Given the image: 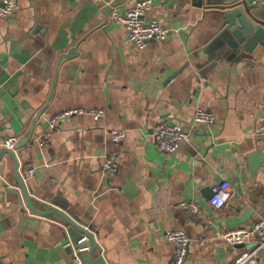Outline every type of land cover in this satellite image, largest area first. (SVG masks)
Segmentation results:
<instances>
[{
	"label": "crops",
	"instance_id": "1",
	"mask_svg": "<svg viewBox=\"0 0 264 264\" xmlns=\"http://www.w3.org/2000/svg\"><path fill=\"white\" fill-rule=\"evenodd\" d=\"M136 2L19 0L14 15L0 18V147L16 138L18 172L40 211L60 209L95 234L91 264H171L172 228L189 235L184 264H234L258 238L235 246L222 234L264 218V44L229 45L223 10L249 2L258 17L264 0H152L146 19L171 33L143 49L114 20ZM73 107L105 115L67 118L41 144L50 118ZM199 107L215 113L214 123L195 120ZM162 120L190 133L172 153L153 135ZM116 128L126 133L120 142L111 137ZM112 152L120 160L109 175L103 165ZM14 168L5 154L0 264H73L78 243L64 217L33 211ZM223 179L236 193L216 207L212 188ZM257 261L264 264V248Z\"/></svg>",
	"mask_w": 264,
	"mask_h": 264
},
{
	"label": "built area",
	"instance_id": "2",
	"mask_svg": "<svg viewBox=\"0 0 264 264\" xmlns=\"http://www.w3.org/2000/svg\"><path fill=\"white\" fill-rule=\"evenodd\" d=\"M101 1V0H93ZM152 0H137L135 5L127 9L123 14L114 16V20L123 25L127 31L130 41L135 43L139 48H145L151 40L163 41L171 33V29L163 24L159 19H146L147 11ZM19 0H0V18H6L15 14L19 9ZM91 114L95 119H101L105 115L103 108L84 109L81 107H73L56 112L49 120V128L40 139L41 144H48L52 133L67 118L81 115ZM194 118L198 123L212 124L216 120V115L211 110L199 107L196 109ZM259 133L264 134V121L259 126ZM123 129L111 130V137L115 142H120L125 138ZM153 135L161 150L165 152L176 151L184 142L189 139L190 133L179 123L172 120H162L154 127ZM16 138L6 139L4 144L8 147L15 148ZM119 155L117 153H109L106 155L104 162V170L113 175L119 165ZM34 168L29 169L32 174ZM111 189L118 190L115 186ZM213 194L210 199L211 204L216 207L226 206L230 203L236 193V187L227 179H223L214 185ZM181 205L190 213H200L201 207L194 201H182ZM257 236V246L252 250L241 252L235 259L234 264H257V256L260 249L264 248V218H261L252 227H235L226 230L222 234V238L231 245H242L253 236ZM166 240L175 248L174 259L171 264H184L188 253L190 238L183 228H172L166 232ZM87 238L84 236L78 243L81 244ZM201 243H206V239L202 238ZM86 247L78 246L73 254V264H86L83 252Z\"/></svg>",
	"mask_w": 264,
	"mask_h": 264
},
{
	"label": "water",
	"instance_id": "3",
	"mask_svg": "<svg viewBox=\"0 0 264 264\" xmlns=\"http://www.w3.org/2000/svg\"><path fill=\"white\" fill-rule=\"evenodd\" d=\"M251 7L252 4L248 2L246 3V6L241 4H233L229 5L223 10L224 31L227 30L229 32L226 37V41L235 49L241 50L243 48L246 50H253L254 47L259 43L264 44V19L262 18V16L264 17V14L262 13L258 17L255 16L251 12ZM5 146L0 147V160L5 156V154H8L13 158L15 162L14 175L22 187L23 193L30 208L33 211L39 212L41 214H50L52 212H56L62 215L66 221L68 231L70 235L74 237L75 242L78 243V241L85 236L87 239L81 244L78 243V246L89 247L88 264H91L94 251L98 246L95 234L86 226L80 225L77 221L72 219L60 209L48 207L44 211H40L35 206L31 197H29L25 187L24 179L18 172L19 163L14 150L8 146ZM16 147H19V145L16 144L15 148Z\"/></svg>",
	"mask_w": 264,
	"mask_h": 264
}]
</instances>
